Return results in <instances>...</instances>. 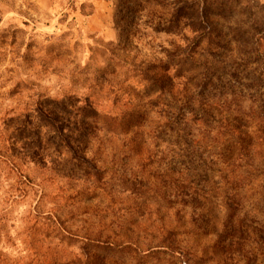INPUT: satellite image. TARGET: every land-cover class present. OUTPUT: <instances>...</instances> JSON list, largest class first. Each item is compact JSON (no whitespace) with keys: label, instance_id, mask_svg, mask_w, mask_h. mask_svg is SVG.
<instances>
[{"label":"rangeland","instance_id":"1","mask_svg":"<svg viewBox=\"0 0 264 264\" xmlns=\"http://www.w3.org/2000/svg\"><path fill=\"white\" fill-rule=\"evenodd\" d=\"M82 2L0 0V264H264V0Z\"/></svg>","mask_w":264,"mask_h":264},{"label":"trees","instance_id":"2","mask_svg":"<svg viewBox=\"0 0 264 264\" xmlns=\"http://www.w3.org/2000/svg\"><path fill=\"white\" fill-rule=\"evenodd\" d=\"M86 3H90L91 9H92L88 14L85 15L86 18H87V22H88L89 18L92 15H94V13L96 11V7H95V0H90V2H89V0H83V2L80 5V8H82Z\"/></svg>","mask_w":264,"mask_h":264},{"label":"crops","instance_id":"3","mask_svg":"<svg viewBox=\"0 0 264 264\" xmlns=\"http://www.w3.org/2000/svg\"><path fill=\"white\" fill-rule=\"evenodd\" d=\"M95 2H96V0H95ZM97 2H98V1H97ZM96 7H97V9H96L94 15H92V16L89 18V20H88L89 24H91V21H92L94 18L97 17L98 11L100 10V8L98 7V3L96 4Z\"/></svg>","mask_w":264,"mask_h":264}]
</instances>
